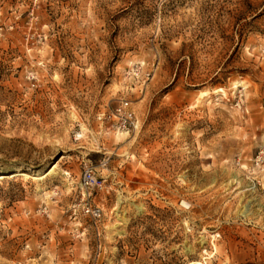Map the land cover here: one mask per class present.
Wrapping results in <instances>:
<instances>
[{"label": "rangeland", "instance_id": "obj_1", "mask_svg": "<svg viewBox=\"0 0 264 264\" xmlns=\"http://www.w3.org/2000/svg\"><path fill=\"white\" fill-rule=\"evenodd\" d=\"M0 175V264H264V0H0Z\"/></svg>", "mask_w": 264, "mask_h": 264}, {"label": "built area", "instance_id": "obj_2", "mask_svg": "<svg viewBox=\"0 0 264 264\" xmlns=\"http://www.w3.org/2000/svg\"><path fill=\"white\" fill-rule=\"evenodd\" d=\"M96 119L101 123H105L111 131L115 132L123 131L127 133L137 128V119L130 107L129 101L125 99L118 100L111 107H106V109L97 113ZM73 137L77 139L79 136L74 134ZM78 185L86 191L89 189H102V181L94 177L89 168H83L81 170ZM84 211L91 217L97 218L99 216V209L96 207H86Z\"/></svg>", "mask_w": 264, "mask_h": 264}, {"label": "bare ground", "instance_id": "obj_3", "mask_svg": "<svg viewBox=\"0 0 264 264\" xmlns=\"http://www.w3.org/2000/svg\"><path fill=\"white\" fill-rule=\"evenodd\" d=\"M0 179H1V175H0Z\"/></svg>", "mask_w": 264, "mask_h": 264}]
</instances>
